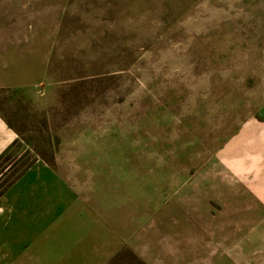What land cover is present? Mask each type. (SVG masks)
<instances>
[{"label": "rangeland", "instance_id": "1", "mask_svg": "<svg viewBox=\"0 0 264 264\" xmlns=\"http://www.w3.org/2000/svg\"><path fill=\"white\" fill-rule=\"evenodd\" d=\"M0 74V185L42 160L144 264H264V0H0Z\"/></svg>", "mask_w": 264, "mask_h": 264}, {"label": "crops", "instance_id": "2", "mask_svg": "<svg viewBox=\"0 0 264 264\" xmlns=\"http://www.w3.org/2000/svg\"><path fill=\"white\" fill-rule=\"evenodd\" d=\"M17 86L0 74V89ZM16 140L0 113V155ZM121 248L111 228L42 160L0 196V264H108Z\"/></svg>", "mask_w": 264, "mask_h": 264}, {"label": "trees", "instance_id": "3", "mask_svg": "<svg viewBox=\"0 0 264 264\" xmlns=\"http://www.w3.org/2000/svg\"><path fill=\"white\" fill-rule=\"evenodd\" d=\"M16 146V141L13 143V145L11 147H9L3 154L0 155V172L3 170V166L10 161L11 159V151L12 149ZM31 165V164H30ZM30 165H26V167L19 171L17 174H15V176L13 178H11L10 180L4 181L1 185H0V196L4 193V191L12 184V182L17 179ZM12 167V166H11ZM2 168V169H1ZM124 256H127V258L132 259L133 262H135L136 264H144L142 261L138 260L135 255L123 248L119 251V253L108 263V264H115L116 262L122 260V258H124Z\"/></svg>", "mask_w": 264, "mask_h": 264}]
</instances>
